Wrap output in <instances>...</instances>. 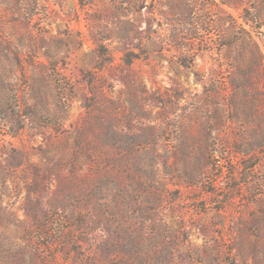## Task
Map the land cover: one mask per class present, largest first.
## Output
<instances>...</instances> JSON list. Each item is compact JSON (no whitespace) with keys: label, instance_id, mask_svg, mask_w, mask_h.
Returning a JSON list of instances; mask_svg holds the SVG:
<instances>
[{"label":"rangeland","instance_id":"obj_1","mask_svg":"<svg viewBox=\"0 0 264 264\" xmlns=\"http://www.w3.org/2000/svg\"><path fill=\"white\" fill-rule=\"evenodd\" d=\"M0 264H264V0H0Z\"/></svg>","mask_w":264,"mask_h":264}]
</instances>
